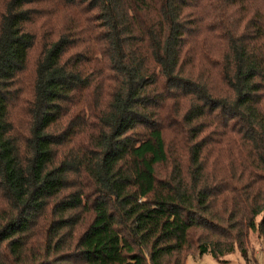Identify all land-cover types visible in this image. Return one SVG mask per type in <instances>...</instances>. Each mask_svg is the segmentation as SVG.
I'll list each match as a JSON object with an SVG mask.
<instances>
[{"label": "trees", "instance_id": "trees-1", "mask_svg": "<svg viewBox=\"0 0 264 264\" xmlns=\"http://www.w3.org/2000/svg\"><path fill=\"white\" fill-rule=\"evenodd\" d=\"M252 233L264 0H0V264H256Z\"/></svg>", "mask_w": 264, "mask_h": 264}, {"label": "rangeland", "instance_id": "rangeland-1", "mask_svg": "<svg viewBox=\"0 0 264 264\" xmlns=\"http://www.w3.org/2000/svg\"><path fill=\"white\" fill-rule=\"evenodd\" d=\"M42 43V39L40 40ZM41 43L39 44V49L35 53L36 55H39L42 47ZM33 57L35 58L34 54ZM32 57V61H33ZM30 80V73L26 75V77L23 78L22 82L23 84H27ZM165 174L164 170H159V176H163ZM252 241V247L255 249L256 253V259L258 260V263L256 264H264V241H260L257 237V234L252 233L251 236ZM193 255H189L186 261V264H246L244 260L242 259L241 255L238 251H236L233 254H230L226 257L227 263H220L216 261L211 255H204L203 257H199L197 251L195 249L191 252ZM252 264H255L254 262Z\"/></svg>", "mask_w": 264, "mask_h": 264}]
</instances>
